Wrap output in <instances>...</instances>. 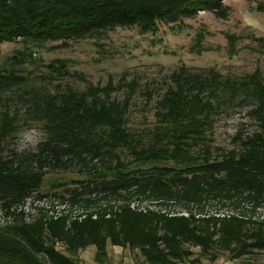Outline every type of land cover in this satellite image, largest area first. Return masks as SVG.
<instances>
[{
	"label": "trees",
	"instance_id": "trees-1",
	"mask_svg": "<svg viewBox=\"0 0 264 264\" xmlns=\"http://www.w3.org/2000/svg\"><path fill=\"white\" fill-rule=\"evenodd\" d=\"M223 1L0 0V45L17 40L27 46L66 42L125 26L155 33L158 23H175L200 11H224ZM257 8L264 12V5ZM251 40L264 54V38ZM228 42L232 47L234 37ZM46 68L57 76L69 73L63 60H53ZM5 72L0 70V93L25 82ZM168 81L155 103V125L144 135L127 125L138 82L126 74L116 84L89 83L83 91L67 87L54 93L24 92L19 96L26 101L22 113L7 106L0 109V146L14 138L22 116L23 122H40L46 133L33 152L10 151L7 157L0 152L2 207L8 210L27 197L41 196L49 172L78 167L85 177L76 181L79 185L67 190L68 196L52 195L95 208L97 214L80 222L40 216L25 223L16 218L0 227V264H79L77 253L88 247L94 248L96 263L108 264V246L138 251L145 264H198L191 259L193 249L212 262L219 252L234 262L264 251L260 222L196 219L192 214L169 217L129 207L132 201L199 213L208 207H264V75L256 70L231 78L213 68L197 72L180 66ZM119 92L124 93L122 99L115 97ZM246 106L262 132L246 137L240 149L212 156L206 136L222 107ZM120 152L129 160H122Z\"/></svg>",
	"mask_w": 264,
	"mask_h": 264
},
{
	"label": "rangeland",
	"instance_id": "rangeland-1",
	"mask_svg": "<svg viewBox=\"0 0 264 264\" xmlns=\"http://www.w3.org/2000/svg\"><path fill=\"white\" fill-rule=\"evenodd\" d=\"M223 4L227 8L224 11H200L192 18H184L175 23H158L155 33L141 31L137 26H125L66 42L28 46L19 40L3 43L0 45V70H10L25 78V82L0 93L3 98L0 109L7 106L11 110L20 109L22 113L26 101L19 96L24 97V92L54 93L67 87L83 91L89 83L104 86L112 80L116 84L119 77L126 74L128 80L136 79L138 82L136 94L129 105L127 125L131 131L144 135L155 125V103L165 92L169 83L168 76L180 66L197 72L213 68L223 77L231 78L243 77L256 70L264 75V54L251 40V37L264 38V12L257 8L259 4L264 5V0H224ZM245 16L260 26L253 27L245 23ZM229 36L234 37L233 48L229 46ZM21 53L23 55H19ZM13 56L16 58L12 59ZM53 60L65 61L68 75L57 76L48 72L46 66ZM123 96V92L115 94L118 99ZM248 109V106L222 107L211 133L206 136V144L212 156L240 149L246 137L262 132L258 128V121L248 115ZM24 119L22 116L14 138H8L0 146L3 157H7L10 151L20 154L33 152L18 151L19 135L27 129L41 130L46 137L40 122H23ZM120 158L129 160L125 152H120ZM77 170L78 167L49 172L40 192L68 196L67 190L77 187L79 184L76 181L85 178ZM57 249L61 250L58 246ZM192 251L191 259H198V264L230 261L229 256L223 252L217 253V261L212 262L208 257L201 256L198 249ZM129 255L135 264H145L138 251L129 250ZM75 258L79 264H91L94 249L88 247L79 251ZM242 261L247 264H264V251L253 252L232 264Z\"/></svg>",
	"mask_w": 264,
	"mask_h": 264
},
{
	"label": "built area",
	"instance_id": "built-area-1",
	"mask_svg": "<svg viewBox=\"0 0 264 264\" xmlns=\"http://www.w3.org/2000/svg\"><path fill=\"white\" fill-rule=\"evenodd\" d=\"M129 207L138 212L145 213L147 211H156L169 217L183 216L188 218L190 214H192L196 219L211 217L215 219H229L234 217L264 224V207L262 206L253 207L252 205H245L240 208L208 207L203 213H199L194 209L189 212L177 207H163L156 205V203H139L138 201L130 202ZM40 216L52 220L65 217L69 221L79 222L86 219L88 216L92 219L97 218L95 208L86 209L76 204L73 205L68 200H62L58 196H54L52 194H41V196L35 194L25 198L21 203L10 207L8 210L2 207L0 201L1 228L12 225L18 217H20L25 223H31ZM109 216L110 214L106 215L107 218Z\"/></svg>",
	"mask_w": 264,
	"mask_h": 264
},
{
	"label": "clouds",
	"instance_id": "clouds-1",
	"mask_svg": "<svg viewBox=\"0 0 264 264\" xmlns=\"http://www.w3.org/2000/svg\"><path fill=\"white\" fill-rule=\"evenodd\" d=\"M244 20L245 23H249L253 27L260 26L258 22L253 23L252 21H250L247 16H245ZM44 138H45V134L41 130H38L36 128L27 129L22 133H20L19 135L18 145H17L18 151L21 152L25 150L35 151L38 145L44 142Z\"/></svg>",
	"mask_w": 264,
	"mask_h": 264
},
{
	"label": "crops",
	"instance_id": "crops-1",
	"mask_svg": "<svg viewBox=\"0 0 264 264\" xmlns=\"http://www.w3.org/2000/svg\"><path fill=\"white\" fill-rule=\"evenodd\" d=\"M107 253L110 264H135L129 255L128 249H122L117 246H108ZM91 264H98V263H96L93 259V262ZM219 264H232V262L222 261Z\"/></svg>",
	"mask_w": 264,
	"mask_h": 264
}]
</instances>
